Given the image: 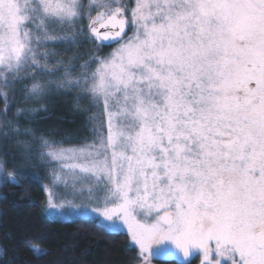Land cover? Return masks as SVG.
<instances>
[{"label":"snow or ice","instance_id":"1","mask_svg":"<svg viewBox=\"0 0 264 264\" xmlns=\"http://www.w3.org/2000/svg\"><path fill=\"white\" fill-rule=\"evenodd\" d=\"M0 104V187L37 179L14 148L42 215L131 264H264V0H0Z\"/></svg>","mask_w":264,"mask_h":264},{"label":"trees","instance_id":"2","mask_svg":"<svg viewBox=\"0 0 264 264\" xmlns=\"http://www.w3.org/2000/svg\"><path fill=\"white\" fill-rule=\"evenodd\" d=\"M81 51L87 54L90 48ZM20 106L14 105L13 111ZM60 116H68L66 105L57 106L50 119H42L39 123L42 127L55 125L60 123L57 119ZM8 159L11 162L6 173L26 167L34 176H41V169L26 165L14 148L9 150ZM35 177L37 179L26 186L28 190L24 186L0 187V243L9 248L16 246L19 257L16 264H55L56 261L63 264H131L135 251L125 249L128 243L125 234L109 236L83 220L68 222L45 218L41 213L42 186L39 177ZM32 246H40L48 255L38 256L30 251Z\"/></svg>","mask_w":264,"mask_h":264},{"label":"rangeland","instance_id":"3","mask_svg":"<svg viewBox=\"0 0 264 264\" xmlns=\"http://www.w3.org/2000/svg\"><path fill=\"white\" fill-rule=\"evenodd\" d=\"M114 46V45H113ZM109 50V49H108ZM107 50V51H108ZM72 55V52L71 51H69L68 53H66V54H64V58L65 59H67L68 57H70ZM26 168V167H25ZM24 168V169H25ZM40 170V169H39ZM4 174L6 175L7 173H6V171L4 170ZM39 178V181H40V185L42 186L44 183H47V179H46V177H45V172H44V170H42L41 169V173H40V175L41 176H39L38 174H36ZM35 175V176H36ZM45 216V218H49L48 216H46V215H44ZM125 233H126V230H125ZM126 235V234H125ZM127 236V235H126ZM32 249H39V250H42V248L40 247V246H32ZM35 253V252H34ZM153 264H156V262H155V260L153 261ZM193 264H198V260H194V262H193Z\"/></svg>","mask_w":264,"mask_h":264},{"label":"flooded vegetation","instance_id":"4","mask_svg":"<svg viewBox=\"0 0 264 264\" xmlns=\"http://www.w3.org/2000/svg\"><path fill=\"white\" fill-rule=\"evenodd\" d=\"M108 49H106V51H107Z\"/></svg>","mask_w":264,"mask_h":264}]
</instances>
